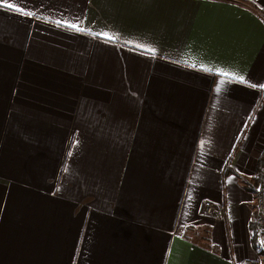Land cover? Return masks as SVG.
I'll use <instances>...</instances> for the list:
<instances>
[{
	"label": "crops",
	"instance_id": "0c3cea01",
	"mask_svg": "<svg viewBox=\"0 0 264 264\" xmlns=\"http://www.w3.org/2000/svg\"><path fill=\"white\" fill-rule=\"evenodd\" d=\"M263 153L264 0H0V264L255 260Z\"/></svg>",
	"mask_w": 264,
	"mask_h": 264
},
{
	"label": "built area",
	"instance_id": "2783aa9c",
	"mask_svg": "<svg viewBox=\"0 0 264 264\" xmlns=\"http://www.w3.org/2000/svg\"><path fill=\"white\" fill-rule=\"evenodd\" d=\"M253 188V221L255 223V236H256V252L258 258L255 260H247L240 264H264V173L262 176L261 184L251 183ZM204 212L207 215H215L222 217L225 214V208L216 207L210 202H206Z\"/></svg>",
	"mask_w": 264,
	"mask_h": 264
},
{
	"label": "trees",
	"instance_id": "16d2710c",
	"mask_svg": "<svg viewBox=\"0 0 264 264\" xmlns=\"http://www.w3.org/2000/svg\"><path fill=\"white\" fill-rule=\"evenodd\" d=\"M263 172H264V153H263L262 157L260 158L258 171H257L258 174L256 175V178L253 181L254 184H257V183L260 184L262 182ZM254 230H255V223L253 221V215H252V223H251L252 240H253L254 247L256 248V236H255Z\"/></svg>",
	"mask_w": 264,
	"mask_h": 264
},
{
	"label": "snow or ice",
	"instance_id": "6c2138e0",
	"mask_svg": "<svg viewBox=\"0 0 264 264\" xmlns=\"http://www.w3.org/2000/svg\"><path fill=\"white\" fill-rule=\"evenodd\" d=\"M7 7H8L9 9H11V8H13V4L8 3V4H7ZM68 27H71V28H74V29H77V30H80V31L83 30V29H79L78 25L75 24V23L68 25ZM223 75L227 76V75H229V73L225 72V73H223ZM234 78H235V77H234ZM239 79L243 80L244 78H243V76H240ZM221 83H223V82H221ZM217 91H219V89H217Z\"/></svg>",
	"mask_w": 264,
	"mask_h": 264
},
{
	"label": "rangeland",
	"instance_id": "374dc122",
	"mask_svg": "<svg viewBox=\"0 0 264 264\" xmlns=\"http://www.w3.org/2000/svg\"><path fill=\"white\" fill-rule=\"evenodd\" d=\"M264 173V172H263ZM258 174V173H257ZM251 183V182H250ZM252 183H254V182H252ZM258 184V183H257ZM261 184V183H260ZM249 188L251 189V193H252V195H253V188H252V186L251 185H249ZM253 200H254V195H253Z\"/></svg>",
	"mask_w": 264,
	"mask_h": 264
}]
</instances>
